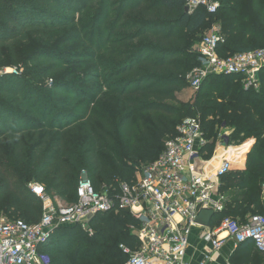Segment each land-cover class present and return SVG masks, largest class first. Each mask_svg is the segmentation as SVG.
Instances as JSON below:
<instances>
[{"label": "trees", "instance_id": "trees-1", "mask_svg": "<svg viewBox=\"0 0 264 264\" xmlns=\"http://www.w3.org/2000/svg\"><path fill=\"white\" fill-rule=\"evenodd\" d=\"M213 22L223 37L217 48L221 57L264 47V0H222L215 15L202 8L188 13L185 0H0V68L18 62L34 66L23 75H0V216L29 224L40 220L42 204L30 191L31 183L73 204L81 171L96 191H110L118 181L134 182L137 170L160 155L181 121L196 116L207 140L206 156L219 128L229 124L236 129L230 144L254 141L244 169L220 179L219 192L231 193L210 226L226 216L244 221L248 214L263 212L264 69L259 73L260 91L244 90L239 76L212 75L202 81L192 101L169 104L197 65L189 36ZM66 26H77L91 51L97 44L111 57L103 67L96 65L103 82L97 91L57 79L38 83L53 72L38 71L39 64L66 65L56 50L37 49L20 60L12 53L30 35ZM115 30L122 34L111 45L125 44L120 50L106 47L104 36ZM7 51L13 55L10 62ZM103 90L123 108L117 119L97 123L101 115L95 107ZM61 94L68 100L56 101ZM136 225L126 210L98 213L89 222L91 234L78 225L56 228L43 251L51 264H123L127 257L119 245L137 248L130 230ZM246 243L252 245L239 244L232 264H262V253L254 247L248 250Z\"/></svg>", "mask_w": 264, "mask_h": 264}, {"label": "built area", "instance_id": "built-area-1", "mask_svg": "<svg viewBox=\"0 0 264 264\" xmlns=\"http://www.w3.org/2000/svg\"><path fill=\"white\" fill-rule=\"evenodd\" d=\"M221 6L222 0H185L188 13L202 8L215 15ZM221 43L220 26L214 23L195 49L197 65L186 75L187 84L197 91L209 76L236 75L246 85L256 87L264 69V47L221 57L217 52ZM206 143L199 117H187L176 127V135L166 140L160 155L136 172L132 183L118 181L110 191L106 187L96 191L90 180L81 176L76 202L57 205L42 185H29L42 204L41 218L29 224L0 216V264H51L43 248L56 228L78 225L91 234L92 217L120 210L128 211L137 222L130 227L137 248L119 245L127 257L123 264H188L187 250L195 228H202V239L210 244L211 253L218 251L226 239L236 245L251 242L264 253V182L260 187L263 212L249 215L244 221L226 216L214 227L195 224L201 209H211L214 214L224 210L225 199L218 192V182L232 169L230 160L223 157L211 176L194 172ZM221 234L226 237L220 238ZM211 253H205L199 264H208Z\"/></svg>", "mask_w": 264, "mask_h": 264}, {"label": "rangeland", "instance_id": "rangeland-1", "mask_svg": "<svg viewBox=\"0 0 264 264\" xmlns=\"http://www.w3.org/2000/svg\"><path fill=\"white\" fill-rule=\"evenodd\" d=\"M87 13V12H86ZM81 18L80 15L75 16V20H79ZM216 24L217 22H213V24ZM212 24V25H213ZM212 25H206L204 28L196 32L195 34L190 35V40L192 43L191 51L194 53L195 49L200 42L201 38L210 30V27ZM105 27L109 26V22H106ZM78 27H71L66 26L65 28L59 29L55 32H49V33H35L30 35L29 40L27 42L19 43L14 48V54H16V58L20 60L21 58H27L31 54H34V51L37 49H48V50H56L57 53L60 55L58 57L59 60L64 61L66 65H62V67H59L58 63H56V66H52V64H39L37 69L38 71L46 72L49 69H53V72L44 77L39 78L38 83H46L50 84L54 80L59 81H66L67 83H76L79 88H84L92 91H97L102 87V79L99 78V74L97 75L96 71V65L101 64V66L104 64L105 59H111L110 56H104V51H100L98 45H95V48L93 51L88 48V38L83 37L81 32L78 31ZM109 28H107L108 30ZM122 32L120 30H115L113 34L108 33L104 36L105 41H109L108 45L106 46L108 49H116L120 50L122 47H125V44H118V45H111L113 41H119L120 36ZM96 43V41H95ZM120 47V48H119ZM100 51V52H98ZM12 53L6 52V56L10 60L12 59ZM96 60V61H95ZM17 65L8 64L0 68V72L3 75H23L25 68L27 67H34L31 66L28 62L23 63H16ZM42 65V66H41ZM40 66V67H39ZM103 67V66H102ZM107 67V66H106ZM10 69H16L15 72H11ZM25 75V74H24ZM31 80V78H30ZM33 81V80H31ZM116 80H110V83ZM240 83L244 90L252 89L254 91H260L261 85L260 81L259 84L255 87L254 85H246V82L240 79ZM196 94V91L192 90L191 87L187 84L184 88L177 91L175 93V101L169 102L171 107H178L179 104H183L189 101H192L194 98V95ZM61 99H67L68 97L66 95H59L58 98H56V101H59ZM98 105L95 107L97 109L98 114L101 116L99 117V120L96 122L99 123L100 121L103 122L105 120L109 119L114 120L120 117V111L123 107L122 105L118 103V100L115 98L113 94H111L109 91L103 90V92L99 95L97 100ZM62 110L67 111L64 107ZM69 111H72L71 109ZM150 114H145L143 116H148ZM156 116H159L158 114H153ZM166 119L170 120L172 119L171 116H166ZM183 118H179L181 120ZM96 123V124H97ZM142 126L140 124L141 129ZM236 132V129L233 127L232 124H229L226 127L219 128V131L217 133L215 143L222 145L224 148H226V154L223 153V156L225 158L231 159V165L232 162H236V153L237 148L241 146H247L249 145V139L244 141L240 145H232L230 144V137L233 136V134ZM137 134L139 132H136ZM76 136L73 135L72 139H75ZM229 145V146H226ZM226 146V147H225ZM229 151L230 154H233V157L229 158ZM235 153V154H234ZM222 156V158H223ZM206 158V156H205ZM139 170H137L138 172ZM81 176H85L88 178V174L81 171L79 174V178ZM136 176V175H135ZM35 184V183H31ZM29 184V185H31ZM28 185V187H30ZM45 189V188H44ZM46 194L48 197H50V201L53 203V205L60 204H66L65 201L60 200L54 193L50 191H46ZM262 260L264 261V256L262 257Z\"/></svg>", "mask_w": 264, "mask_h": 264}, {"label": "crops", "instance_id": "crops-1", "mask_svg": "<svg viewBox=\"0 0 264 264\" xmlns=\"http://www.w3.org/2000/svg\"><path fill=\"white\" fill-rule=\"evenodd\" d=\"M254 143V141H250L248 147L246 148V150L243 152L242 151V147L237 148V157L235 159L236 162H232V169L231 170H237V169H244L245 167V160H246V154L248 153V151L250 150L252 144ZM223 153L226 154V148H224L222 145H219L217 143L214 142V147L212 149V153L209 156L207 155V151L202 152V159L201 161H198L197 163H195L193 170L196 173H200L203 175H207V176H211L212 175V171L217 167V165L219 164L220 160L222 159ZM229 158L233 157V154H230L229 151ZM235 154V153H234ZM206 156V158H205ZM224 157V156H223ZM231 161V159H229ZM219 186H218V192H219V188L221 187V181L218 182ZM220 193V192H219ZM230 193L231 191L228 190L227 193L225 194H221L224 196V203L226 202L227 199H229L230 197ZM225 207V204H224ZM250 214H248L245 219L249 216ZM202 234H203V230L202 228H195L193 229L191 236H190V245L188 247L187 250V261L188 264H199V262L203 259V256L205 253L209 252H213L210 244L205 242L202 239ZM226 235L225 234H221L220 238H225ZM247 249L248 250H253L254 248L250 243H246ZM239 245H236L234 243V241H232L231 239H226L225 243L222 245V247L216 251L215 253H211V261L208 264H226V263H230L232 264V260L234 257L238 256L237 255V248ZM261 257L264 256V253L260 254ZM262 264H264V261L262 262Z\"/></svg>", "mask_w": 264, "mask_h": 264}, {"label": "water", "instance_id": "water-1", "mask_svg": "<svg viewBox=\"0 0 264 264\" xmlns=\"http://www.w3.org/2000/svg\"><path fill=\"white\" fill-rule=\"evenodd\" d=\"M185 11L187 12L186 7ZM213 216L214 212L211 209H201L195 218V224L203 228H208L210 226V222Z\"/></svg>", "mask_w": 264, "mask_h": 264}]
</instances>
